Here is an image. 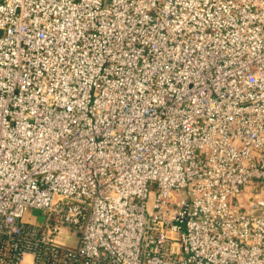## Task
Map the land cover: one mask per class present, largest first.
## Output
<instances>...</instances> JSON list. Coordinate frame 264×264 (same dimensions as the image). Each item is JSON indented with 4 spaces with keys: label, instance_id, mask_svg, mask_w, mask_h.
I'll return each instance as SVG.
<instances>
[{
    "label": "built area",
    "instance_id": "2783aa9c",
    "mask_svg": "<svg viewBox=\"0 0 264 264\" xmlns=\"http://www.w3.org/2000/svg\"><path fill=\"white\" fill-rule=\"evenodd\" d=\"M0 264H264V0H0Z\"/></svg>",
    "mask_w": 264,
    "mask_h": 264
},
{
    "label": "rangeland",
    "instance_id": "374dc122",
    "mask_svg": "<svg viewBox=\"0 0 264 264\" xmlns=\"http://www.w3.org/2000/svg\"><path fill=\"white\" fill-rule=\"evenodd\" d=\"M33 213L29 212L28 217L31 216L32 218H35L32 216Z\"/></svg>",
    "mask_w": 264,
    "mask_h": 264
}]
</instances>
